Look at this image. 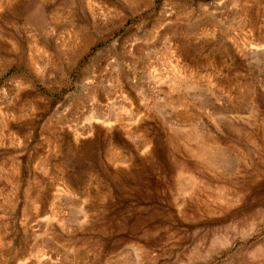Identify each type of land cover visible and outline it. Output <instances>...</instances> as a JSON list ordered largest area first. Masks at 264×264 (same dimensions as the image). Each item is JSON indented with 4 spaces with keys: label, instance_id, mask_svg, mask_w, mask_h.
I'll return each instance as SVG.
<instances>
[{
    "label": "rangeland",
    "instance_id": "1",
    "mask_svg": "<svg viewBox=\"0 0 264 264\" xmlns=\"http://www.w3.org/2000/svg\"><path fill=\"white\" fill-rule=\"evenodd\" d=\"M0 264H264V0H0Z\"/></svg>",
    "mask_w": 264,
    "mask_h": 264
},
{
    "label": "bare ground",
    "instance_id": "2",
    "mask_svg": "<svg viewBox=\"0 0 264 264\" xmlns=\"http://www.w3.org/2000/svg\"><path fill=\"white\" fill-rule=\"evenodd\" d=\"M196 139V138H195ZM202 141V140H201ZM210 145V144H209ZM201 146V145H200ZM204 150V149H203ZM207 160V159H206ZM212 160V159H211ZM214 161V160H213ZM217 161V160H216ZM221 167V166H220Z\"/></svg>",
    "mask_w": 264,
    "mask_h": 264
}]
</instances>
